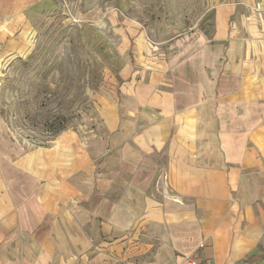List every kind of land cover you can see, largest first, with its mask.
Masks as SVG:
<instances>
[{
    "label": "crops",
    "instance_id": "0c3cea01",
    "mask_svg": "<svg viewBox=\"0 0 264 264\" xmlns=\"http://www.w3.org/2000/svg\"><path fill=\"white\" fill-rule=\"evenodd\" d=\"M38 1L0 0V48ZM260 4L245 39L242 15L218 13L213 42L124 83L132 103L108 104L109 119L96 112L112 150L100 175L0 155V264H264Z\"/></svg>",
    "mask_w": 264,
    "mask_h": 264
},
{
    "label": "rangeland",
    "instance_id": "374dc122",
    "mask_svg": "<svg viewBox=\"0 0 264 264\" xmlns=\"http://www.w3.org/2000/svg\"><path fill=\"white\" fill-rule=\"evenodd\" d=\"M261 1L39 0L0 48V155L29 153V165L39 156L45 170L62 177L74 170L100 175L101 158L112 150L97 113L109 119L108 104L132 103L120 95L124 83L165 75L173 55L213 42L218 13L229 16V24L242 15L238 36L245 39L244 16L261 10ZM91 65L102 82L84 91L97 113L84 109L77 117V81H90ZM59 114L68 127L53 135ZM163 172L155 180L160 188Z\"/></svg>",
    "mask_w": 264,
    "mask_h": 264
},
{
    "label": "trees",
    "instance_id": "16d2710c",
    "mask_svg": "<svg viewBox=\"0 0 264 264\" xmlns=\"http://www.w3.org/2000/svg\"><path fill=\"white\" fill-rule=\"evenodd\" d=\"M86 69H87V73H89L91 77L89 79L90 81H83V83L77 81L78 83L77 87L78 89H81V91H79V94H76L72 100V103L76 102V107H77L76 109L78 110V114H76L77 117L80 116V112L84 111V109H87L88 112L90 111L94 116H96V111L94 109L93 103L85 93L84 89H86L87 87L90 90H97L102 82V76L100 74L99 69L96 66L93 65L86 66ZM66 123L67 120L64 114H59V116H56L55 123L52 129L53 135H57L61 131L67 129L68 126Z\"/></svg>",
    "mask_w": 264,
    "mask_h": 264
},
{
    "label": "built area",
    "instance_id": "2783aa9c",
    "mask_svg": "<svg viewBox=\"0 0 264 264\" xmlns=\"http://www.w3.org/2000/svg\"><path fill=\"white\" fill-rule=\"evenodd\" d=\"M184 259L186 261V264H205L203 262L190 258L189 256H186Z\"/></svg>",
    "mask_w": 264,
    "mask_h": 264
}]
</instances>
